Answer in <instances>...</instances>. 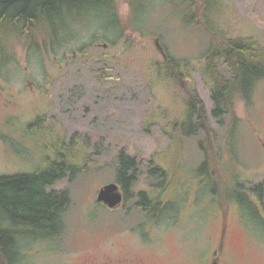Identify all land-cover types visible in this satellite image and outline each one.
Wrapping results in <instances>:
<instances>
[{
  "label": "rangeland",
  "instance_id": "1",
  "mask_svg": "<svg viewBox=\"0 0 264 264\" xmlns=\"http://www.w3.org/2000/svg\"><path fill=\"white\" fill-rule=\"evenodd\" d=\"M138 1L119 0L117 18L97 7L54 16L56 38L42 23L33 48L14 33L8 52L4 44L0 174L32 173L44 169L47 160H61L51 148L75 165V172L53 185L68 196L62 232L53 239L20 240V264H80L90 256L121 253L172 264L181 255L182 240L199 254L204 237L219 233L218 201L208 190L230 188L233 178L245 188L264 182V80L252 104L236 103L238 121L232 127L229 115L219 123L212 117L210 83L201 75L210 32L187 22V0ZM209 1L215 28L264 48V0ZM165 54L186 63L204 103L213 130L215 161L209 159V167H201L207 160L199 145L204 132L194 126L195 135L181 134L186 96L184 88L161 77ZM218 67L229 77L223 62ZM121 150L137 160L135 182L123 209L109 210L97 195L104 185L117 183ZM156 168L166 170L168 183L160 189L161 178L150 173ZM140 192L168 204L158 207L163 212L153 221L136 206ZM237 223L229 218L234 238L243 236ZM141 239L163 248L155 255L142 252Z\"/></svg>",
  "mask_w": 264,
  "mask_h": 264
},
{
  "label": "trees",
  "instance_id": "2",
  "mask_svg": "<svg viewBox=\"0 0 264 264\" xmlns=\"http://www.w3.org/2000/svg\"><path fill=\"white\" fill-rule=\"evenodd\" d=\"M127 1L132 3V0ZM185 2H188L185 8L187 22L204 26L212 36L201 69L203 79L210 83L214 104L212 117L223 123L224 116L229 115L232 127L238 121L235 114L236 103L243 101L246 106L252 104L255 88L264 80V48L244 37L226 36L215 28L208 13L212 7L211 1ZM118 6L119 0H0V61L6 52L4 43L11 36L7 33L10 31L8 29H12V34L22 36L27 41L28 48H33L38 42L36 30L42 23L50 31L51 39L56 38L54 16L65 18L66 13L71 16L73 9L97 7L100 10L106 8L104 13L115 18ZM116 22L117 19L114 23ZM131 24H136V21L131 20ZM219 61L227 66L229 77L220 72ZM163 66L161 77L172 79L177 87H182L185 91L187 114L181 123V134L186 137L195 135V128L204 132L205 140L199 145L207 160L205 159L201 167H209V159H212L211 162L215 161L213 130L208 122L204 103L192 84L186 63L165 54ZM51 151L54 155L62 156V159L47 160L44 169L32 173L0 174V264H18L22 256L18 246L23 238L53 239L63 230L62 216L68 204V196L55 190L53 185L66 177L68 171L75 172L71 171L75 165L65 160V155L55 148H51ZM118 163L116 182L127 199V192L135 182L138 163L125 150L120 151ZM165 172L166 170L160 168L150 172L152 176L161 178L157 186L159 189L168 183ZM229 186L233 188L232 185ZM215 188L216 186L213 189ZM138 198L136 206L152 221L163 212L158 207L168 205L159 199V195L154 196L147 192H140Z\"/></svg>",
  "mask_w": 264,
  "mask_h": 264
},
{
  "label": "flooded vegetation",
  "instance_id": "3",
  "mask_svg": "<svg viewBox=\"0 0 264 264\" xmlns=\"http://www.w3.org/2000/svg\"><path fill=\"white\" fill-rule=\"evenodd\" d=\"M7 33L12 34V29ZM6 45V51L8 52V41ZM233 179L231 182L233 188H226L225 186L222 189L208 190L210 191L209 195L215 196L218 201L216 204V219L220 223L218 235L204 237V247L199 254L192 253V248L188 242L182 240L179 243L181 255L173 260L172 264H264V182L245 188L246 184L238 182V179ZM122 195L123 201H125L123 191ZM123 207L122 203L116 209H107L119 210ZM231 217H234L238 225L240 224L243 236L234 238L233 235H230L231 232H234L233 228L229 229L228 223ZM158 245L160 244L141 239L140 244L137 246L142 252L150 253L154 251L155 255L158 253V247H160L159 249L163 248V245ZM18 264H20V261H18ZM80 264L150 263L146 262L141 254L121 253L113 258L107 254L101 258L90 256L83 259Z\"/></svg>",
  "mask_w": 264,
  "mask_h": 264
},
{
  "label": "water",
  "instance_id": "4",
  "mask_svg": "<svg viewBox=\"0 0 264 264\" xmlns=\"http://www.w3.org/2000/svg\"><path fill=\"white\" fill-rule=\"evenodd\" d=\"M97 202L109 209H116L123 203V195L117 183L104 185L98 192Z\"/></svg>",
  "mask_w": 264,
  "mask_h": 264
},
{
  "label": "bare ground",
  "instance_id": "5",
  "mask_svg": "<svg viewBox=\"0 0 264 264\" xmlns=\"http://www.w3.org/2000/svg\"><path fill=\"white\" fill-rule=\"evenodd\" d=\"M6 43V42H5Z\"/></svg>",
  "mask_w": 264,
  "mask_h": 264
}]
</instances>
